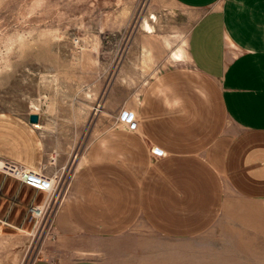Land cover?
Wrapping results in <instances>:
<instances>
[{"label": "rangeland", "instance_id": "rangeland-1", "mask_svg": "<svg viewBox=\"0 0 264 264\" xmlns=\"http://www.w3.org/2000/svg\"><path fill=\"white\" fill-rule=\"evenodd\" d=\"M188 31V13L170 0H0V135L19 142L20 123L39 115L48 183L0 173V264L58 256L53 216L87 146L128 116L155 73L184 62L173 55H184ZM67 244L94 245L104 264H264V201L228 193L195 235L160 237L137 223Z\"/></svg>", "mask_w": 264, "mask_h": 264}, {"label": "crops", "instance_id": "crops-1", "mask_svg": "<svg viewBox=\"0 0 264 264\" xmlns=\"http://www.w3.org/2000/svg\"><path fill=\"white\" fill-rule=\"evenodd\" d=\"M170 1L188 13L184 55H173L184 62L155 73L128 116L92 138L53 216L58 256L34 264H104L94 245L67 243L137 223L160 237L195 235L228 193L264 201V0ZM20 128L19 142L0 135V160L41 172L39 125Z\"/></svg>", "mask_w": 264, "mask_h": 264}, {"label": "built area", "instance_id": "built-area-1", "mask_svg": "<svg viewBox=\"0 0 264 264\" xmlns=\"http://www.w3.org/2000/svg\"><path fill=\"white\" fill-rule=\"evenodd\" d=\"M126 128L128 131H135L136 130V122L135 121H129L126 124ZM164 153L159 152V156H163ZM0 173L10 177L12 179L29 183L32 185V183L35 184H47L44 180L40 179V172L31 171L21 165H18L16 163L10 162V161H1L0 162Z\"/></svg>", "mask_w": 264, "mask_h": 264}, {"label": "water", "instance_id": "water-1", "mask_svg": "<svg viewBox=\"0 0 264 264\" xmlns=\"http://www.w3.org/2000/svg\"><path fill=\"white\" fill-rule=\"evenodd\" d=\"M28 122L31 125H37L39 122V116L37 114H31L28 118Z\"/></svg>", "mask_w": 264, "mask_h": 264}, {"label": "bare ground", "instance_id": "bare-ground-1", "mask_svg": "<svg viewBox=\"0 0 264 264\" xmlns=\"http://www.w3.org/2000/svg\"><path fill=\"white\" fill-rule=\"evenodd\" d=\"M178 57H179L178 54H176V55H175V58H178ZM42 185H43V184H42ZM44 186H45V185H44Z\"/></svg>", "mask_w": 264, "mask_h": 264}]
</instances>
